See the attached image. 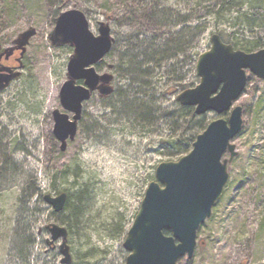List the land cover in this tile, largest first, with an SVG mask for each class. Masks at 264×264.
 <instances>
[{
	"label": "rangeland",
	"instance_id": "374dc122",
	"mask_svg": "<svg viewBox=\"0 0 264 264\" xmlns=\"http://www.w3.org/2000/svg\"><path fill=\"white\" fill-rule=\"evenodd\" d=\"M160 1L182 11L192 4ZM127 7L118 0H0L3 48L29 28L36 31L20 63L17 53L7 65L17 70L21 64L20 77L0 92V264H25L17 260L12 240L15 231L27 225L32 227L35 241L25 253L29 264H59L58 251L45 243L49 239L45 227L59 223L42 199L59 192L76 194L81 187L87 188L92 201L79 229L68 236L72 258L93 248L94 264H125L124 239L110 236L111 223L123 220L126 231L131 226L145 189L155 180V168L164 162L155 152L158 134L130 135L111 126L109 119L100 122L107 112L94 95L83 106L75 140L61 153L52 134V112H64L58 94L72 49L52 47L48 37L58 15L76 9L84 13L94 35L97 23L110 16L111 33L117 40L126 30L123 17ZM140 16L141 12L133 16L136 30L167 37V29L154 28ZM215 25L211 22L201 38L196 49L199 55L209 50ZM226 26L225 21L218 23L219 28ZM112 63L106 58L96 66L97 73L107 72L106 66ZM246 77L245 90L233 104L243 109L242 131L231 142L237 156L232 160L228 153L223 156L228 181L210 218L197 231L193 259L183 258L178 264H264V81L249 71ZM196 78L188 74L185 82L197 85ZM229 112L206 116L209 122L226 120ZM76 165L79 170L73 175ZM65 169L70 175L62 178Z\"/></svg>",
	"mask_w": 264,
	"mask_h": 264
},
{
	"label": "water",
	"instance_id": "95a60500",
	"mask_svg": "<svg viewBox=\"0 0 264 264\" xmlns=\"http://www.w3.org/2000/svg\"><path fill=\"white\" fill-rule=\"evenodd\" d=\"M110 19L109 16L104 22H98L97 35H94L84 13L73 9L58 15L49 34L52 47L72 49L66 80L58 94L64 112H52V134L61 153L77 136L83 105L95 94L99 99H106L114 91L113 65L108 64L103 74L96 71L115 43ZM35 35L36 31L29 28L10 47L0 45V61H8L18 52L20 63ZM209 41V50L196 61L198 84L179 93L175 101L182 107L193 108L196 116L211 112L221 116L230 111L229 117L211 121L195 138L188 154L155 168V180L145 189L139 210L126 231L122 244L128 253L125 264H178L183 258L192 260L197 231L210 218L228 181L227 160L223 156L228 153L229 160L237 156L231 142L243 128V109L233 104L245 90L246 71L264 81V49L253 53L234 50L218 34H212ZM21 69V64L17 70L0 64V92L20 77ZM66 201V193L43 196V202L54 214L63 212ZM45 231L49 234L45 243L49 249L58 251L59 264H72L67 229L51 223Z\"/></svg>",
	"mask_w": 264,
	"mask_h": 264
},
{
	"label": "trees",
	"instance_id": "16d2710c",
	"mask_svg": "<svg viewBox=\"0 0 264 264\" xmlns=\"http://www.w3.org/2000/svg\"><path fill=\"white\" fill-rule=\"evenodd\" d=\"M118 1L128 4L123 17L126 30L115 40L107 56L113 61L112 72L117 83L113 85L112 95L99 99L107 112L99 121H110L111 126L130 135L157 133L156 154L164 162H175L189 153L195 138L209 124L206 115L196 116L193 108L182 107L175 101L179 93L196 86L185 80L188 74L196 77L195 65L199 56L196 49L201 38L214 22L216 25L212 34H218L225 44L232 45L235 50L253 53L264 49V0H181L192 1L191 6L183 11L166 7L159 0ZM129 5L135 8L132 10ZM139 12L140 18L152 27L167 29V37L136 30L133 16ZM221 21L227 23L226 28L218 27ZM78 170L76 165L71 170L72 174L76 175ZM61 175L65 178L70 173L65 169ZM60 193L67 194L66 205L60 214L53 213V218L71 236L89 211L92 198L86 187H81L76 194ZM110 232L111 237L124 239L125 222L111 223ZM33 235L32 227L27 225L20 232L16 230L13 236L12 246L17 260L25 264H29L26 250L35 245ZM93 253L96 249L91 248L82 256L75 255L72 264H94Z\"/></svg>",
	"mask_w": 264,
	"mask_h": 264
},
{
	"label": "flooded vegetation",
	"instance_id": "af4514ba",
	"mask_svg": "<svg viewBox=\"0 0 264 264\" xmlns=\"http://www.w3.org/2000/svg\"><path fill=\"white\" fill-rule=\"evenodd\" d=\"M17 54V52H15L14 54H13V56L8 60V61H5L4 59H2L1 61H0V64L1 65H4V66H7L9 63H10V61L14 58V56Z\"/></svg>",
	"mask_w": 264,
	"mask_h": 264
}]
</instances>
